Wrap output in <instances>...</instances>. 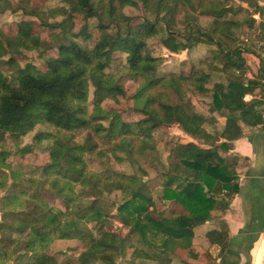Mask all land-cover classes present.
Segmentation results:
<instances>
[{
  "label": "trees",
  "instance_id": "obj_1",
  "mask_svg": "<svg viewBox=\"0 0 264 264\" xmlns=\"http://www.w3.org/2000/svg\"><path fill=\"white\" fill-rule=\"evenodd\" d=\"M58 1L43 9L18 0L17 8L37 19L18 21L15 34L0 28V240L9 242L0 244V264H171L178 249L194 256V228L238 189L239 156L228 153L232 141L243 135V125L262 121L264 84L246 76L245 57L252 52L237 43L241 23L226 18L233 0ZM237 1L250 10L243 19L247 27L256 21L252 10L264 18L261 0ZM129 5L144 13L128 14ZM201 15L210 19L206 25L199 23ZM38 26L54 30L52 44ZM159 35L172 53L202 43L217 51L210 59L164 69L166 57L149 46ZM53 48L56 54L49 53ZM25 51L38 53L45 67L29 61ZM219 70L228 75L213 85L212 110L223 120L218 123L215 115L196 110L189 94L206 92ZM128 81L137 84L132 92ZM107 98H124L141 116L124 119L102 104ZM173 124L184 136L171 144L166 163L149 161L162 186L154 193L140 159L157 151L155 131ZM29 132L33 143L22 145ZM34 146L47 149L50 160L21 161ZM125 161L131 172L114 166ZM113 192L116 199L104 200ZM206 236L225 250L226 223ZM61 238H78L83 249L52 252Z\"/></svg>",
  "mask_w": 264,
  "mask_h": 264
},
{
  "label": "rangeland",
  "instance_id": "obj_2",
  "mask_svg": "<svg viewBox=\"0 0 264 264\" xmlns=\"http://www.w3.org/2000/svg\"><path fill=\"white\" fill-rule=\"evenodd\" d=\"M262 3H264V0H261ZM18 0H0V28L3 29L8 34H15L17 31V23L21 19H37L35 17L29 16L27 14H24L22 11H20L17 6H18ZM33 4L39 8L43 9H48V8H53L57 7L60 3L58 0H48V1H43V0H33ZM230 5L233 7V10L230 11L226 18H234L235 20L237 19L240 24L239 28H236L237 32H240V35L243 33H248L250 32L251 34L256 31V25L261 26V23H256L254 21L253 24L249 25L247 27V22L243 21L246 17H249L250 15V10L246 9L243 10L240 8L241 3L237 0H233L230 2ZM125 12L131 15H141L144 13V10L142 7H135V6H126L125 7ZM252 16V15H251ZM50 19H53L52 16H50ZM210 19L204 15H201L199 18V23L202 25H206L207 22H209ZM182 33L185 32L184 29H186V23H180V26ZM37 32L40 34V36L43 38V40L47 41L48 43H53L54 42V30L50 27L46 26H38L37 27ZM184 30V31H183ZM97 37V35H95ZM150 48L153 50L154 53L160 54L165 56V63L162 65L164 69H169V68H174V67H181V64L185 61H192L194 63H197L200 59H210L215 51H217V46L214 44H198L194 48L190 50H183L179 53H172L169 49L165 48L161 42H160V35L156 36V38H153L150 40L149 43ZM49 53L51 54H56L57 49L53 48L49 50ZM25 54L28 58L29 61L36 63L39 67L43 68L45 67L44 59L39 56L38 53L34 51H25ZM38 54V55H37ZM249 54V55H248ZM247 57H245V74L247 77H250L249 74L252 75V77H255L257 80H261L262 83V67L260 65V59L256 57L254 54L248 53ZM217 61V60H215ZM218 65L221 69V66L223 65V61L220 59L218 60ZM6 67L4 66L3 69ZM183 68L185 71L188 70V66L184 65ZM115 69V63H113L112 67L109 68V71H113ZM7 72V71H6ZM227 73L222 72V71H217L213 72V76L211 78V81L207 83L208 90L204 93H198V92H193L190 93L191 101L193 102L196 110L199 112L204 113L205 115H215L214 118L217 120V122L223 121L222 118L217 114V112L212 110V100H213V85L214 82L217 80H221L222 82H226L225 79L227 77ZM262 75V77H260ZM127 88L130 92L133 91V89L137 86L136 83L132 81L127 82ZM260 95V93L258 94ZM104 106L107 107H112L116 109V111L121 112L122 117L126 120L129 121H134L138 119L141 114L136 113L133 110H130L128 106H126V101L124 98H122L120 101L116 102L113 99L107 98L103 101L102 103ZM214 112V113H213ZM216 122V123H217ZM40 125H37L36 130H38ZM50 130H53V127H49ZM211 128V127H210ZM33 134L34 132H29L25 136H23L20 140V142L23 144H28V143H33ZM156 139H157V151H151L150 153L147 154V157H141L140 163L141 165L146 169L147 175L145 176L146 179L151 180L150 185L154 189V193H157L162 189V186L160 184V179L157 175L155 167L150 164V160L155 161L156 158L158 157L159 160L163 161L164 163L167 162V156L169 153V148L172 143L175 142L176 139L182 138L184 136L182 130L179 128L177 124H173L171 127L168 129L161 131V130H156L155 131ZM78 138V137H77ZM9 143L13 144V141H8ZM35 147V146H34ZM15 156V155H14ZM50 160V156L48 154V150L45 148H41L40 146H36L33 150V152L27 153L21 161L26 162V163H33L36 165H41ZM13 164L16 165V161H12ZM114 166H117V168L121 171L125 172H131L133 168L128 162H122V163H115ZM28 171V169L26 170ZM29 172V171H28ZM40 173V172H39ZM38 173V175H39ZM153 179V180H152ZM2 181V178L0 177V182ZM11 182V179L9 180ZM47 185V184H46ZM2 193H0L1 195ZM119 196L117 192H113L110 194H107V197H104V200H114ZM168 201V200H166ZM167 204V203H166ZM112 208L114 206L111 205ZM177 209L182 211V208L177 206ZM0 219H1V211H0ZM116 223V222H115ZM67 239V238H65ZM64 238H61L60 240H65ZM74 239V242H57L54 244V246H51V251L56 252L58 250H67L68 252H71L73 254H78L82 249V244L78 238H72ZM73 243V244H72ZM0 244L2 246L7 247L9 245V242L7 239H2L0 240ZM70 247H75V249H70ZM192 249V246H191ZM189 256V255H188ZM191 256H189L190 258ZM175 259V256L172 258V260ZM123 260V259H122ZM119 261H121L119 259ZM172 263V261H171ZM96 264H105L102 262H97Z\"/></svg>",
  "mask_w": 264,
  "mask_h": 264
},
{
  "label": "crops",
  "instance_id": "obj_3",
  "mask_svg": "<svg viewBox=\"0 0 264 264\" xmlns=\"http://www.w3.org/2000/svg\"><path fill=\"white\" fill-rule=\"evenodd\" d=\"M251 98L247 94L246 99ZM228 153L239 156L237 191L231 199H221V208L215 207L211 218L194 228L195 255L189 258L187 250L178 249L171 264H264V124L243 125V135L232 141ZM221 221L229 233L223 251L206 236L207 231L219 229ZM73 240L56 239L51 246Z\"/></svg>",
  "mask_w": 264,
  "mask_h": 264
},
{
  "label": "built area",
  "instance_id": "obj_4",
  "mask_svg": "<svg viewBox=\"0 0 264 264\" xmlns=\"http://www.w3.org/2000/svg\"><path fill=\"white\" fill-rule=\"evenodd\" d=\"M252 17L256 20V23H263L264 18L261 15L260 11L252 10ZM256 31L254 33L246 32L239 35L237 43L240 46H247L251 50L252 54L256 55L258 59H260V65L264 72V26L256 25ZM252 77L251 74H249ZM264 84V77L262 79ZM247 96V95H246ZM245 96V99H246ZM262 121L260 124H264V106L260 110Z\"/></svg>",
  "mask_w": 264,
  "mask_h": 264
},
{
  "label": "water",
  "instance_id": "obj_5",
  "mask_svg": "<svg viewBox=\"0 0 264 264\" xmlns=\"http://www.w3.org/2000/svg\"><path fill=\"white\" fill-rule=\"evenodd\" d=\"M205 191H206V192L208 191V187H207V186H205Z\"/></svg>",
  "mask_w": 264,
  "mask_h": 264
}]
</instances>
